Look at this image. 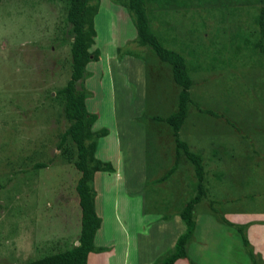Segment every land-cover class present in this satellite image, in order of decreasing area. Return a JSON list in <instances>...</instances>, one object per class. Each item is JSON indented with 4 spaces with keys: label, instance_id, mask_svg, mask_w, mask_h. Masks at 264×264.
<instances>
[{
    "label": "rangeland",
    "instance_id": "obj_1",
    "mask_svg": "<svg viewBox=\"0 0 264 264\" xmlns=\"http://www.w3.org/2000/svg\"><path fill=\"white\" fill-rule=\"evenodd\" d=\"M147 1L152 32L185 57L193 80L179 136L202 157L206 170L207 196L195 206V221L207 212L222 226L211 229L208 249L200 251L192 238L187 251L193 264L195 258L251 264L241 238L234 237L237 230L221 224L210 204L219 213L233 212V221L243 215L264 220L261 4ZM66 15L65 0H0V264L68 250L80 235L76 148L69 138L59 146L70 125L56 94L70 77ZM94 22V43L86 49L89 58L77 88L86 114L97 116L91 129L108 130L97 141L95 157L114 171L96 172L89 183L99 219L94 245L103 251L89 253L87 264L157 261L184 232L179 213L194 196V171L183 157L159 182L175 163L174 144L169 127L153 118L175 111L179 87L170 67L137 45L123 6L100 1Z\"/></svg>",
    "mask_w": 264,
    "mask_h": 264
},
{
    "label": "trees",
    "instance_id": "obj_2",
    "mask_svg": "<svg viewBox=\"0 0 264 264\" xmlns=\"http://www.w3.org/2000/svg\"><path fill=\"white\" fill-rule=\"evenodd\" d=\"M65 1L67 3L66 22L69 25L68 33L72 39L70 44V77L63 87L56 90V94L63 101V117L70 125L61 135L59 146H63L69 138L76 148L77 161L74 166L80 176L76 182L75 191L81 213L80 235L76 246L44 258L27 261L23 264H87L89 253L93 250L103 251L102 248L95 249L94 245L99 219L94 209L93 192L89 183L96 172L114 171L109 162H102L95 157L97 141L101 137L107 136L108 130L103 128L93 131L91 129L97 120V116L86 114L84 94L77 88V83L84 78V68L89 58L86 49L94 43L93 39L96 35L94 17L98 13L100 0ZM113 2L123 6L128 12L136 30L137 45L149 48L161 63L167 64L170 67L173 82L179 87L175 111L166 118H153L155 121L163 122L169 127L174 144L175 163L159 179V182L167 180L176 171L182 157L192 166L194 171V196L184 203L179 213V217L185 225V230L177 237L173 249L153 263L174 264L179 259H188L187 246L193 238L196 225L195 206L207 196L206 170L203 159L196 152H192L188 144L182 141L179 136L188 116V107L192 103L190 90L193 86V80L190 77L185 57L179 52L166 48L156 34L152 32L147 0H113ZM259 3L261 6L257 24L260 39L257 47L264 55V0H259ZM95 53L97 55L98 50H95ZM212 205L213 203L210 204V211L216 215L217 220L221 224L237 230L251 263L259 264L246 234L248 224L237 225L228 221L224 218V214L219 213V210H216ZM190 264L193 263L190 262Z\"/></svg>",
    "mask_w": 264,
    "mask_h": 264
},
{
    "label": "crops",
    "instance_id": "obj_3",
    "mask_svg": "<svg viewBox=\"0 0 264 264\" xmlns=\"http://www.w3.org/2000/svg\"><path fill=\"white\" fill-rule=\"evenodd\" d=\"M94 27L96 28L95 22H94ZM204 213L206 214L200 215V216H203L202 219H199L198 217L196 218V225L194 229L193 243H192V244H196L197 247L200 249V251H202V249L204 250L210 247L209 237L211 238V229L212 228L215 229V227L219 229L222 228V226H220L219 223L214 222L213 224V217L211 216L212 214L207 213V212H204ZM223 214L227 218V220H229L232 223L234 222L235 224H241V225L248 224V240L250 244L253 245L254 249L256 250V253H258L262 257V260L264 261V220H259L255 222V219L253 218L249 219L247 218L248 215H246L245 217L243 215V216L238 217V218L241 217L240 222H239L238 220L233 221V218H232L234 215L233 212H224ZM235 219H237V216ZM224 230L228 231L227 229H224ZM234 237L238 238L240 236H238V233H237V234H234ZM77 244H78V240L73 244L72 247L76 246ZM154 260L155 259L153 257H150L148 260L144 261L143 264H153ZM193 260H194V257H193ZM195 260L198 262V264H207L206 262L200 260L199 258L197 259L195 258ZM190 262L192 261H191L190 254L188 253V259H179L174 264H190Z\"/></svg>",
    "mask_w": 264,
    "mask_h": 264
}]
</instances>
